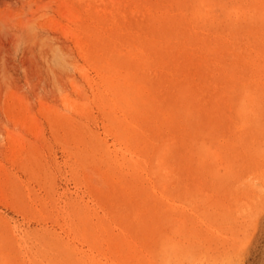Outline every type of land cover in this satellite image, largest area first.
Instances as JSON below:
<instances>
[{
	"label": "rangeland",
	"instance_id": "374dc122",
	"mask_svg": "<svg viewBox=\"0 0 264 264\" xmlns=\"http://www.w3.org/2000/svg\"><path fill=\"white\" fill-rule=\"evenodd\" d=\"M263 51L264 0H0V264H264Z\"/></svg>",
	"mask_w": 264,
	"mask_h": 264
},
{
	"label": "bare ground",
	"instance_id": "6f19581e",
	"mask_svg": "<svg viewBox=\"0 0 264 264\" xmlns=\"http://www.w3.org/2000/svg\"><path fill=\"white\" fill-rule=\"evenodd\" d=\"M188 12V11H187ZM74 15V14H73ZM218 25V24H217ZM75 29V28H74ZM73 29V30H74ZM107 29V28H106ZM69 34L71 33L70 31H67ZM68 33H67V35H68ZM69 36V35H68ZM70 37V36H69ZM108 39V38H107ZM192 42V41H191ZM78 43H80V39H78ZM77 45V44H76ZM80 46V45H79ZM196 50V49H195ZM215 50V49H214ZM185 52H186V50H185ZM264 52V51H263ZM184 53V52H183ZM242 55V54H241ZM247 60V59H246ZM234 63V62H233ZM147 69H149V68H147ZM99 74V73H98ZM84 76L85 77H88V75L87 74H84ZM110 80V79H109ZM123 84V83H122ZM125 88H127V87H125ZM108 91V90H107ZM80 92V91H79ZM67 101V100H66ZM67 103H68V101H67ZM107 111V110H106ZM67 119V118H66ZM58 120V119H57ZM108 120V119H107ZM108 123H109V121H108ZM111 123V122H110ZM113 123V122H112ZM212 124V123H211ZM84 128V127H83ZM86 129V128H85ZM55 130V129H54ZM85 137V136H84ZM88 139H90V138H88ZM123 144V143H122ZM121 144V145H122ZM109 145V144H108ZM115 146V145H114ZM125 146V145H124ZM108 147V146H107ZM111 147V146H110ZM120 147V146H119ZM122 147H123V145H122ZM126 149V148H125ZM23 150V149H22ZM111 150V149H110ZM24 151V150H23ZM122 152V151H121ZM119 154V153H118ZM115 155H117L116 153H115ZM119 156V155H118ZM124 156H126V155H124ZM182 156V155H181ZM17 157V156H16ZM113 157H114V155H113ZM116 158V157H115ZM117 158H119V157H117ZM124 158V157H123ZM129 158V157H128ZM26 159V158H25ZM114 159V158H113ZM120 159V158H119ZM121 160V159H120ZM130 160V159H129ZM27 161V160H26ZM122 161V160H121ZM120 161V162H121ZM125 161V160H124ZM30 162V161H29ZM119 162V163H120ZM149 163V162H148ZM81 165V164H80ZM120 166H122V164L120 165ZM139 166V165H138ZM112 168V167H111ZM131 170V169H130ZM88 171V170H87ZM127 171H128V169H127ZM89 172V171H88ZM87 172V173H88ZM89 174V173H88ZM140 174V173H139ZM250 177V176H249ZM256 177V176H255ZM83 187V186H82ZM157 191V190H156ZM90 195V194H89ZM165 195H166V193H165ZM93 199V198H92ZM170 199V198H169ZM171 202V201H170ZM252 202H253V200H252ZM92 204H94V203H92ZM207 225H209V224H207ZM53 227V226H52ZM46 228V227H45ZM70 228V227H69ZM73 228V227H72ZM115 228V227H114ZM42 229H44V228H42ZM49 229V228H48ZM52 229V228H51ZM164 229V228H163ZM55 230V229H54ZM197 230V229H196ZM58 234V233H57ZM221 236V235H220ZM66 237V236H65ZM21 240V239H20ZM210 242V241H209ZM22 243V242H21ZM28 244V243H27ZM207 244V243H206ZM84 246V245H83ZM86 247V246H85ZM30 248V247H29ZM26 249V248H25ZM85 249V248H84ZM87 250V249H86ZM198 250V249H197ZM22 251V250H21ZM196 251V250H195ZM210 253V252H209ZM85 255V254H84ZM98 256V255H97ZM26 257V256H25ZM102 259V258H101ZM104 259V258H103ZM102 259V260H103ZM106 259V258H105ZM107 260H109V259H107ZM106 261V260H105ZM123 261V260H122ZM107 263H109L108 261H106ZM114 263V262H113ZM31 264V263H30ZM100 264V263H99Z\"/></svg>",
	"mask_w": 264,
	"mask_h": 264
}]
</instances>
